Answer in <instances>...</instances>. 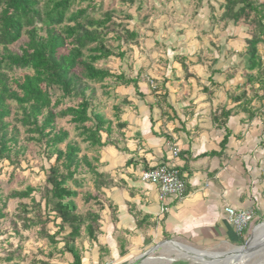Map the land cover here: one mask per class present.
Instances as JSON below:
<instances>
[{"label": "crops", "instance_id": "obj_1", "mask_svg": "<svg viewBox=\"0 0 264 264\" xmlns=\"http://www.w3.org/2000/svg\"><path fill=\"white\" fill-rule=\"evenodd\" d=\"M173 1L178 8L172 12L178 19L161 30L153 22L146 32L151 40L145 45L161 52V59L152 64L156 69L150 67L144 77L129 71L126 64L127 73H123L124 62L119 63L117 74L135 80V85L118 82L105 89L103 95L112 94L116 101L110 108L112 119H106L101 108L96 110L111 124L110 133L101 134L103 147L89 148L95 152L87 159L104 182H94L92 175V186L102 201L96 196V202H81L98 209L89 211L99 216V227L94 239L85 233V225L73 239L79 264H130L169 240L209 255L218 245L242 243L248 230L236 234L227 222L226 207L251 211L256 222L264 218V100L256 102L247 94L250 108L241 105L245 99L233 102L228 91L245 84L246 76L222 78L217 73L215 46L198 38L214 2ZM245 41L228 47L234 53L244 52ZM263 51L264 44H259L262 65ZM243 56L242 66L247 68ZM149 79L154 89L148 86ZM171 148L178 150L176 157ZM161 164L180 171L187 184L184 199L160 201L156 186L141 180L143 171ZM70 232L71 228L60 239L59 233L56 245L70 242ZM192 248L170 247L193 251L190 257L198 259L200 254ZM63 256L66 264H73L71 254L64 250Z\"/></svg>", "mask_w": 264, "mask_h": 264}, {"label": "trees", "instance_id": "obj_2", "mask_svg": "<svg viewBox=\"0 0 264 264\" xmlns=\"http://www.w3.org/2000/svg\"><path fill=\"white\" fill-rule=\"evenodd\" d=\"M75 0H0V160L9 159L12 148L17 146L18 130L4 122L10 116V103L20 111L17 123L29 135L27 141L44 144L47 153L51 154L56 164L61 163L64 173L49 166L43 205L46 213L53 214L54 220H60L57 232L49 234L42 231V237L51 244H57L56 237L63 231V225H69L68 234L71 241L64 245V250L71 254L73 264H79V255L74 247L73 239L78 237L80 227L85 225V233L94 239L98 232L99 216L86 212L85 218L74 214L76 206L73 201L77 192L68 188L82 186L77 180L76 172L84 166L95 177L94 182L103 181L104 176L98 174L86 156L79 157L80 148L74 142H67L69 134L63 130H55L56 118H70L77 136L88 148L103 147L101 134L110 133L111 122L91 110L88 97L93 96L91 85H103L108 80L115 83L134 84L123 75L115 76L109 70L97 68L96 64L112 57L113 52L105 45V35L100 30H107L111 21L109 15L102 20L90 18L88 9H77L70 12ZM89 2L91 0H82ZM42 5L39 7V4ZM221 19H229L234 24L250 22L252 29L245 41L247 57L246 71L256 76L247 75L246 84H258L264 92V66L257 52V46L264 44V2L252 0H223ZM42 33V34H40ZM25 35L26 43L19 54L8 50ZM134 34H126V38H117L125 43L133 40ZM20 72L19 78L8 75ZM245 84V85H246ZM57 90L61 96L52 102L50 90ZM87 92H89L87 96ZM244 96V93H242ZM241 96L233 99L239 102ZM76 101L58 114L54 112L64 100ZM241 107V106H240ZM242 108V107H241ZM227 117L229 113H224ZM228 135L224 137L222 146L226 144ZM64 144V150L59 146ZM35 190L27 187L23 191H14L9 199H31L35 209H41V201L32 197ZM83 202L97 201L96 196L85 194ZM1 201V196H0ZM99 205V204H98ZM49 208V210H48ZM24 206V211L26 210ZM5 218L0 208V220ZM31 226L34 222H30ZM25 226L24 229H28Z\"/></svg>", "mask_w": 264, "mask_h": 264}, {"label": "rangeland", "instance_id": "obj_3", "mask_svg": "<svg viewBox=\"0 0 264 264\" xmlns=\"http://www.w3.org/2000/svg\"><path fill=\"white\" fill-rule=\"evenodd\" d=\"M212 1L214 5H212L207 15L209 19L202 25L201 36L198 38L209 40L211 46H215L213 51L216 52L218 58L216 59L218 62L216 64L217 73L222 74V78L238 73L242 79L247 75L256 76L254 72L249 73L246 71V67L242 66L244 64L243 54H245V50L244 52L234 53L228 47L230 43L243 44L246 39L245 37L248 38L250 36L249 32L252 29L250 22L247 24L242 22L234 24L229 19H221L223 4L219 0ZM259 1L261 3L264 2V0ZM41 5L42 3L39 4V7ZM85 8L88 9V14L92 19L102 20L107 15L111 17V21L106 25L108 29L100 31L105 35V45L112 50L113 55L107 60L97 63L96 67L105 68L115 76L118 75V66L121 62H124V68L126 64L130 68L128 69L129 71L137 72L139 76L143 74L145 77L146 73L150 72V67L151 71L156 69L152 64H156L161 59V52L156 47L152 48L150 45H145L146 42L151 40L146 34L150 30L148 27L153 26L151 24L155 22L159 25L158 30H161V26L166 25L169 21L173 22L178 19V15L172 12L178 8V5H175L173 0H91L89 2L75 0L70 8V12ZM127 32L135 35L133 40H127L125 43L117 40L118 37L125 39ZM152 32L154 31L152 30ZM24 43H26L25 35L17 43L9 46L8 50L14 54H19ZM241 46L243 45H238V47ZM2 53L3 51L0 47V54ZM262 53L264 56V51ZM228 57L231 58L229 59ZM118 58L122 60L119 61ZM145 61L148 62V65L143 64ZM123 73H127L126 68ZM22 75L20 72H14L8 76L10 78H19ZM151 81L150 79L147 81L148 86H151ZM114 84V80H108L106 81V85H91L93 96L88 97L92 106L91 110L101 108V112L106 119H112L110 108H113L116 101L112 99V94L110 97H106L103 93L105 89L112 88ZM245 84L228 91L232 101L237 96H241V100L245 99L243 101L244 104L241 105H246L250 108L251 102L246 101L249 100V97H252V100L256 98V102L264 100V92L258 84ZM50 92L52 102L61 96V93L55 89L50 90ZM242 93H244V96H242ZM88 94L89 92H87V96ZM247 94H249V97L246 96ZM258 103L262 105L261 102ZM75 104L76 101L66 99L54 112L58 114L65 107ZM240 106H236L235 108H241ZM10 111V116L4 122L10 124L9 131L12 126L17 128L18 144L12 148L11 153L8 155L9 159L0 160V208L3 209V213L5 214V218L0 220V264H66L63 256L64 248L61 245L51 244L47 239L42 237L41 233L42 231H46L49 234H54L58 231L57 226H59V223L57 224L53 219L54 215L47 214L43 205L45 191L50 188L46 183L49 166L56 167L59 173H64V170L61 167V163L56 164L52 155L47 153L44 144L27 141L29 135L25 134L24 129L17 123L21 115L13 103H10ZM69 120L70 118L68 117L56 118L55 130L68 132L69 138L67 142H74L79 146V157L86 156L88 159H92L95 151L89 149L81 142V139L77 136V130H75L74 125L69 123ZM59 147L64 150V144ZM76 178L79 181H83V185L77 189V197L73 199L77 206L74 214L85 218V213L90 209L93 211L98 209H93L91 205L86 206V204H82L83 196L90 194L97 196L101 201L102 197L93 188L94 177L84 166H81L77 170ZM27 187L35 190L31 198L36 202L41 201L40 210L35 209L31 199H9V195L12 192L23 191ZM68 188H73L70 183L68 184ZM24 206L27 208L25 211ZM32 221L34 222L33 226L29 225ZM262 223H264V218L258 222L254 221L245 232L242 243L232 247L244 246L245 242L252 236L257 225ZM25 226L29 228L24 229ZM69 228L70 226L63 225L62 234L58 238H64L63 236L69 231ZM174 250L170 249L169 246L163 245L150 254L149 259L144 264H174V259L176 260L175 262L180 264H199L198 260L184 256L183 254L177 255ZM228 250L229 246L222 247L218 245L209 252V255L214 254V256L209 257V261L213 264H223L221 259L218 260L216 257H222V254ZM256 250L257 252L251 253L243 264H264V245L258 247Z\"/></svg>", "mask_w": 264, "mask_h": 264}, {"label": "built area", "instance_id": "obj_4", "mask_svg": "<svg viewBox=\"0 0 264 264\" xmlns=\"http://www.w3.org/2000/svg\"><path fill=\"white\" fill-rule=\"evenodd\" d=\"M150 83L152 89H154L153 83ZM171 153L176 157L178 150L171 148ZM141 180L156 186L160 201L166 198H173L180 201L187 195L185 179L176 167L168 164H161L143 171L141 173ZM224 212L227 222L233 227L237 235H242L254 222L253 212L251 211L226 207Z\"/></svg>", "mask_w": 264, "mask_h": 264}, {"label": "bare ground", "instance_id": "obj_5", "mask_svg": "<svg viewBox=\"0 0 264 264\" xmlns=\"http://www.w3.org/2000/svg\"><path fill=\"white\" fill-rule=\"evenodd\" d=\"M252 241L250 242V248H243V247H229V250L227 252H224L222 254V257H216L218 260L221 259V261L223 262V264H243L245 259H247L249 257V255L252 253L254 254L255 252H257V248L260 246L264 245V223L259 224L253 231L252 233ZM165 246H169V247H175V246H183V247H188L185 246L183 244L178 243V245L175 244H165ZM190 248V247H188ZM193 249V248H192ZM197 253L200 254V256H198V260L199 264H213L209 261V257L214 256V254H210V255H204L201 254L200 250H197ZM175 254L180 255L183 254L184 256L190 257L191 255L194 254L193 251H178V250H174ZM153 253V252H152ZM146 262V261H145ZM144 264V263H143Z\"/></svg>", "mask_w": 264, "mask_h": 264}, {"label": "water", "instance_id": "obj_6", "mask_svg": "<svg viewBox=\"0 0 264 264\" xmlns=\"http://www.w3.org/2000/svg\"><path fill=\"white\" fill-rule=\"evenodd\" d=\"M258 226V225H257ZM252 241V238L250 237L244 244V246H242L243 248H250V242ZM165 244H175L178 245V243L174 242V241H164L162 243L157 244L156 246H154L153 248H151L150 250L146 251L145 253L141 254L140 256H138L137 258H135V260L133 262H131L130 264H143L147 259H149L148 257L150 256V254H152V252H154L155 250L161 248L163 245Z\"/></svg>", "mask_w": 264, "mask_h": 264}]
</instances>
